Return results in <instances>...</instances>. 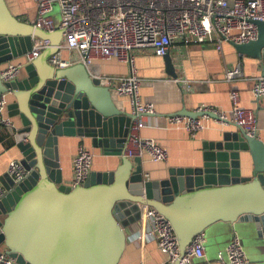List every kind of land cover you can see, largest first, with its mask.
<instances>
[{
	"label": "water",
	"instance_id": "obj_1",
	"mask_svg": "<svg viewBox=\"0 0 264 264\" xmlns=\"http://www.w3.org/2000/svg\"><path fill=\"white\" fill-rule=\"evenodd\" d=\"M255 25L256 40L231 45L264 75V22ZM62 36L60 29L48 33L19 20L0 0V64L24 55L37 40L49 43L24 66L25 78L0 80V94L15 99L7 106L8 116L19 117L21 128L9 132L27 172L19 183L8 174L0 179L5 190L0 198V247L13 264H118L127 244L123 218L129 210L136 212L137 204L155 209L170 223L179 251L173 264H179L196 235L216 223L248 224L243 235L255 236L264 245V133L250 137L239 128L220 132L204 146L198 165L172 167L167 178L147 180L141 160L122 154L137 116L124 110L116 91L91 76L89 72L97 75L93 68L88 71L77 63L55 69L48 64ZM161 60L166 78L177 79L170 54ZM174 115L215 117L185 107ZM257 126L264 130L261 122ZM73 137L89 139L105 156L120 158V164L90 173L81 186L64 185L58 139Z\"/></svg>",
	"mask_w": 264,
	"mask_h": 264
},
{
	"label": "built area",
	"instance_id": "obj_2",
	"mask_svg": "<svg viewBox=\"0 0 264 264\" xmlns=\"http://www.w3.org/2000/svg\"><path fill=\"white\" fill-rule=\"evenodd\" d=\"M34 4L36 16L32 25L39 30L51 33L60 29L62 40L55 54L48 58V64L55 69L82 64L88 71L95 61L115 60L127 66L126 75L105 77L115 83L116 96L125 100L132 114L137 118L129 126L123 156L127 159L148 157L152 162H164L166 150L154 140L142 138L139 130L143 126L142 117L154 115L153 102L143 100L139 95L141 86L149 81L138 76L135 67L137 52H150L161 58L193 44L214 43L221 51L223 43L247 44L257 39L255 22H264V0H27ZM59 10V22L55 24L53 7ZM49 46L47 41L33 42L30 51L23 56L24 63L7 62L0 70V80L10 82L17 79L25 64L36 59L41 51ZM67 53L68 58H62ZM93 77H101L91 74ZM175 80H181L177 78ZM222 81L228 85L230 111L224 113L210 107L195 109L215 117L202 116L196 119L171 115L164 126L181 128L193 135L213 123L220 126L234 125L247 136H256L258 131L257 112L247 109L240 102L238 82L250 81L251 93L259 102L264 98V75L244 76L240 63L225 69ZM7 95L0 94V125L12 128L11 121L3 117L7 106ZM93 154L83 146L77 148L72 162L70 188L81 186L89 177ZM8 175L14 183L21 182L27 172L19 161H10ZM147 179V175L143 176ZM5 194L0 186V198ZM124 216L136 226L132 240L140 244L154 243L166 255L164 264H173L179 258L176 237L170 223L155 209L137 204L136 212L129 210ZM125 229V228H124ZM126 232V230H125ZM204 234L196 235L186 246L179 264H250L242 242L233 233L224 251H218L214 260H208L204 252ZM14 261L0 251V264H13Z\"/></svg>",
	"mask_w": 264,
	"mask_h": 264
},
{
	"label": "crops",
	"instance_id": "obj_3",
	"mask_svg": "<svg viewBox=\"0 0 264 264\" xmlns=\"http://www.w3.org/2000/svg\"><path fill=\"white\" fill-rule=\"evenodd\" d=\"M5 1L13 16L32 24L36 16L35 6L32 2L27 0ZM54 20L56 19L54 18ZM136 56L138 76L164 84L156 87L147 81L139 89V95L143 100L151 99L153 101L156 112L154 115L142 117L143 126L139 130V135L142 138L154 140L166 150L168 155L167 160L164 162H152L148 157H143L141 160L143 176L147 175V180L158 181L167 178L169 168L198 165L205 145L215 141L220 132L237 131V127L232 124L218 126L213 123V119L209 118L203 130L191 135L181 128L165 127L166 118L180 111L182 107H185L188 111L210 107L228 113L230 111V101L228 85L222 81L223 71L240 63L244 76L252 78L261 75V70H256L255 62L246 56L239 55L229 43H223L220 52L215 49L214 43H205L182 47L176 53L170 54L177 78L181 80L167 79L163 61L161 58L152 55V53L137 52ZM62 58H68V54L63 53ZM10 62L24 63V58L20 56ZM6 64H0V70ZM92 68L93 71H97V76L102 78V85L112 90L115 89V83L104 80L105 77L122 76L128 72L126 65L115 60L95 61ZM25 77L26 72L23 67L17 79L21 80ZM238 86L240 88L241 105L256 111L258 122L264 125V116H262L264 98L259 102L255 100L251 93L252 83L250 81L238 82ZM118 100L122 102L124 110L130 111L125 100L119 98ZM14 101L15 99L11 95H7V106ZM7 106L3 112V117L11 121L12 128L0 125V179L8 174L7 168L10 161L20 160L14 136L9 130H19L21 121L19 117L8 116ZM263 133L264 130L258 128L257 137L262 136ZM58 140L59 169L62 183L66 186L72 179V162L79 146H83L93 154L90 173L111 171L120 164V158L105 156L100 149L93 148L91 141L87 138L73 137ZM244 159L245 162H250L247 154H244ZM0 186L4 188L1 182ZM123 221L125 222L127 244L118 264H164L166 255L154 243H146L140 246V244L133 241L132 233L135 231L136 226L133 221L128 222L126 219H123ZM248 228V224L242 223L235 225L216 223L210 226L207 232L204 233L206 259L213 260L218 251H224L233 233H235L242 242L250 264H264V245L255 236L245 237L243 235V232ZM201 262L195 260L193 263L201 264Z\"/></svg>",
	"mask_w": 264,
	"mask_h": 264
},
{
	"label": "rangeland",
	"instance_id": "obj_4",
	"mask_svg": "<svg viewBox=\"0 0 264 264\" xmlns=\"http://www.w3.org/2000/svg\"><path fill=\"white\" fill-rule=\"evenodd\" d=\"M52 15H53L54 18L56 19V20H55L56 25H58L59 10H58V7H57V6L54 7V9H53V11H52ZM135 67H136V69H138L136 62H135ZM242 246H243V245H242ZM243 250H244V248H243ZM244 253H245V251H244ZM245 255H246V254H245ZM215 257H216V256H215ZM213 260H214V259H213Z\"/></svg>",
	"mask_w": 264,
	"mask_h": 264
}]
</instances>
